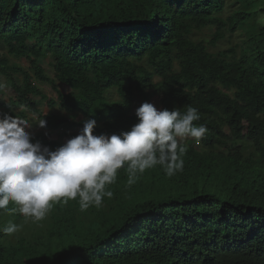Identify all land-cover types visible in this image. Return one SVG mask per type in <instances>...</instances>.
<instances>
[{
	"label": "trees",
	"instance_id": "trees-1",
	"mask_svg": "<svg viewBox=\"0 0 264 264\" xmlns=\"http://www.w3.org/2000/svg\"><path fill=\"white\" fill-rule=\"evenodd\" d=\"M210 27L209 41L194 39ZM226 32L241 43L211 53ZM0 45V79L13 93L0 113L45 119L33 144L55 151L66 142L52 136L75 138L80 118L96 121V136L130 131L138 94L158 110L192 106L208 129L183 143L182 171L169 177L157 165L129 186L125 165L107 203L77 221L78 205L54 203L30 241L27 219L0 209V264H264V0H0Z\"/></svg>",
	"mask_w": 264,
	"mask_h": 264
},
{
	"label": "clouds",
	"instance_id": "clouds-1",
	"mask_svg": "<svg viewBox=\"0 0 264 264\" xmlns=\"http://www.w3.org/2000/svg\"><path fill=\"white\" fill-rule=\"evenodd\" d=\"M135 115L138 123L130 131L111 136L93 135L96 121L85 120L83 130H75L80 133L75 138L52 139L66 142L52 151L39 142L31 143L34 136L25 131L32 126L28 119L0 113V209L38 222L57 202L67 204L79 198L82 212L91 206L99 208L103 198L113 196L107 186L116 182L118 170L125 165L129 186L138 174L157 165L171 177L183 170V156L188 151L178 138L199 141L208 131L205 125L194 124L201 117L192 106L186 111L158 110L145 102ZM36 124L41 131L46 120ZM10 202L18 207L9 209ZM18 230L19 226L11 222L3 228L9 235Z\"/></svg>",
	"mask_w": 264,
	"mask_h": 264
},
{
	"label": "rangeland",
	"instance_id": "rangeland-1",
	"mask_svg": "<svg viewBox=\"0 0 264 264\" xmlns=\"http://www.w3.org/2000/svg\"><path fill=\"white\" fill-rule=\"evenodd\" d=\"M225 16V15H224ZM263 23V20H262ZM215 33H217V28L216 27H210V28H206L204 31L202 32H198L195 33V40H206L209 41L214 35ZM239 43H241V38L240 35L238 33H235L233 35H229L227 32L224 35V39L219 41V43L215 46V47H210V52L213 54H216L218 52L224 51V50H228L230 48H233L235 46H237ZM0 52L5 53V49L2 45H0ZM12 62L17 63L19 65L24 66L26 69H28V63L26 61H21V60H12ZM39 64L42 66L44 72H45V76H47L49 79H51L55 84L56 87L61 91V92H65L67 91V88H64L55 78L54 76V71L51 67V60L44 58L42 60L39 61ZM0 81L2 82V84L4 85L3 88V96L0 95V109H1V104L2 103H8L10 101V99L13 98V93L8 89V87L5 85V81L4 78H1ZM37 85L39 87V89L42 91L43 94L48 95L51 98H55V94L51 89V85L50 84H43L40 82H37ZM117 99V95H113V100ZM148 102L153 104L157 109L159 108L157 101L152 98L151 96H147L142 97V95L138 94L136 95V99L134 101V108H133V114L135 115L136 109L139 108L143 103ZM40 109L44 112H48L49 109L45 106V103H42L40 106ZM53 113H57V109L55 111H50ZM136 116V115H135ZM88 118V117H87ZM29 119H30V124H32L31 127L26 128L25 131L29 132L31 134V136H35L38 132H40V127L38 126V118L36 115H32L29 114ZM75 119V118H74ZM81 122H84V119H79ZM68 130L66 129H62L60 131H58L55 135L52 136L53 139L56 140H60L63 141L66 138V133ZM78 132H80V130H76ZM178 140L184 144L187 145H195V139L188 137V138H184V139H180L178 138ZM243 149H244V153L247 154H251V152L253 151L251 146L248 144V141L244 142L243 145ZM108 199H104L102 201V205L107 203ZM68 203H74L75 206L79 204L76 202H73L72 200H69ZM67 203V204H68ZM66 205V204H65ZM55 207H52L51 210L48 212V214L46 215L45 219H43L42 221H38V222H33L31 218H28L26 220V227L25 229L23 227H21L24 230H20L22 231L21 236H24L26 238L27 241H30V237L29 234L30 232H36L38 229L42 228L45 223H50L51 220V213L54 210ZM80 208V207H79ZM103 208H108V206H105ZM73 214L76 216L75 219L77 220H83L82 217V213L81 210H73ZM24 220V219H23ZM23 222V221H22ZM19 235H16V239L21 237Z\"/></svg>",
	"mask_w": 264,
	"mask_h": 264
}]
</instances>
